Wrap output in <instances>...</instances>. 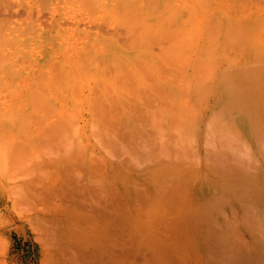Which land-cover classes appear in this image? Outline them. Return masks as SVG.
I'll list each match as a JSON object with an SVG mask.
<instances>
[{
    "label": "rangeland",
    "instance_id": "obj_1",
    "mask_svg": "<svg viewBox=\"0 0 264 264\" xmlns=\"http://www.w3.org/2000/svg\"><path fill=\"white\" fill-rule=\"evenodd\" d=\"M199 13L157 72L115 73L102 55L103 75L84 83V96L98 87L121 104L160 77L162 105L135 101L124 116L116 104L80 139L69 122L0 121V264H217L215 253L264 248V0ZM105 23L130 45L126 22ZM154 41L130 46L158 52ZM79 142L85 159L67 157Z\"/></svg>",
    "mask_w": 264,
    "mask_h": 264
},
{
    "label": "bare ground",
    "instance_id": "obj_2",
    "mask_svg": "<svg viewBox=\"0 0 264 264\" xmlns=\"http://www.w3.org/2000/svg\"><path fill=\"white\" fill-rule=\"evenodd\" d=\"M227 5L231 6L232 2ZM225 6L226 0H0V121L49 120L57 125L69 122L72 136L80 139L85 134L84 125H89L94 132L100 129V124L112 121L116 104L124 116L136 108L135 101L151 105L157 100L162 105L158 100L166 96V83L160 77L148 78L144 93L133 91L135 99L128 93L121 104L114 101L115 97L100 95L96 92L98 87L84 96V83H91L87 78L103 75L102 55L113 63L115 73L121 67L135 76L147 68L157 72L159 65L168 61V52L178 47L179 42L171 49L165 47L169 37L181 41L189 34L184 26L191 25L192 19L197 22L196 14L210 9L216 12ZM174 10L183 12L166 13ZM105 16L127 23L128 29H123L127 30L123 34L126 43L149 47L157 40L160 51L148 48L138 51L130 45L119 47L115 37L104 32ZM135 25L140 28L142 25L143 29L136 30ZM173 25H178V29ZM118 82L115 89L126 93L131 89L129 83ZM150 90L155 93L149 100L146 92ZM81 146L79 142L66 147L67 157L74 159L80 155L84 160L85 153H79ZM103 179L97 178L99 185ZM196 217L197 214L192 215ZM213 259L217 264H264V248L231 249L215 253Z\"/></svg>",
    "mask_w": 264,
    "mask_h": 264
}]
</instances>
